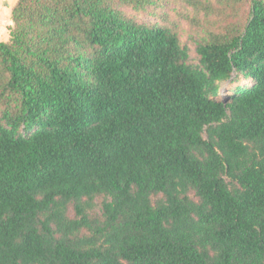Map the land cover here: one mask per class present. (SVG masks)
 <instances>
[{"label": "trees", "instance_id": "obj_1", "mask_svg": "<svg viewBox=\"0 0 264 264\" xmlns=\"http://www.w3.org/2000/svg\"><path fill=\"white\" fill-rule=\"evenodd\" d=\"M12 19L0 264H264V0H16Z\"/></svg>", "mask_w": 264, "mask_h": 264}, {"label": "rangeland", "instance_id": "obj_2", "mask_svg": "<svg viewBox=\"0 0 264 264\" xmlns=\"http://www.w3.org/2000/svg\"><path fill=\"white\" fill-rule=\"evenodd\" d=\"M16 0H0V40L8 41L10 39V28L13 25L12 19V7L14 6ZM144 15H141L143 17ZM183 25L186 28L187 25L183 21ZM182 42L185 45H188L190 51V61L193 63H198V55L195 50V42L188 38V35L185 31L182 34ZM238 83L235 82L232 85L228 83L223 84L221 88V95L228 94L232 92L233 87Z\"/></svg>", "mask_w": 264, "mask_h": 264}]
</instances>
